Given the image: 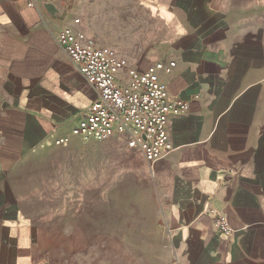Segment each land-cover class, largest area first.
Returning a JSON list of instances; mask_svg holds the SVG:
<instances>
[{
	"label": "crops",
	"instance_id": "crops-1",
	"mask_svg": "<svg viewBox=\"0 0 264 264\" xmlns=\"http://www.w3.org/2000/svg\"><path fill=\"white\" fill-rule=\"evenodd\" d=\"M154 5L151 18L163 33L159 58L131 66L161 62L169 69L159 73L169 97L187 104L165 125L170 151L148 164L165 239L162 261L264 264V0ZM66 25L32 0H0V264L47 261L38 228L12 200L13 176L36 153L98 142H57L83 124L96 98L57 45ZM216 216L227 234L218 231Z\"/></svg>",
	"mask_w": 264,
	"mask_h": 264
},
{
	"label": "rangeland",
	"instance_id": "rangeland-1",
	"mask_svg": "<svg viewBox=\"0 0 264 264\" xmlns=\"http://www.w3.org/2000/svg\"><path fill=\"white\" fill-rule=\"evenodd\" d=\"M32 2L52 5L67 24L79 19L82 32L130 64L159 58L163 33L151 18L155 0ZM12 184V200L40 232L46 264H165L154 179L141 154L123 141L36 153Z\"/></svg>",
	"mask_w": 264,
	"mask_h": 264
},
{
	"label": "built area",
	"instance_id": "built-area-1",
	"mask_svg": "<svg viewBox=\"0 0 264 264\" xmlns=\"http://www.w3.org/2000/svg\"><path fill=\"white\" fill-rule=\"evenodd\" d=\"M75 19L62 27L57 45L96 94L83 117V124L71 129L68 136L57 139L67 145L71 137L92 138L98 142L124 137L127 147L138 151L153 165L171 149L166 132L170 117L187 109L186 102L169 97L159 78L169 69L156 62L144 70L131 66L114 49L99 45L79 29ZM218 231L228 233V226L215 217ZM264 225V220H263Z\"/></svg>",
	"mask_w": 264,
	"mask_h": 264
},
{
	"label": "water",
	"instance_id": "water-1",
	"mask_svg": "<svg viewBox=\"0 0 264 264\" xmlns=\"http://www.w3.org/2000/svg\"><path fill=\"white\" fill-rule=\"evenodd\" d=\"M44 8L50 13H56L57 12L56 9L50 4L44 5Z\"/></svg>",
	"mask_w": 264,
	"mask_h": 264
}]
</instances>
